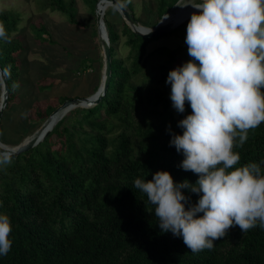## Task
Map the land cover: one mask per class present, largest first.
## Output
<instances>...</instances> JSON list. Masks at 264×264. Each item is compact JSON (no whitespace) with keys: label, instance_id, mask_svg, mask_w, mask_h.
Wrapping results in <instances>:
<instances>
[{"label":"trees","instance_id":"16d2710c","mask_svg":"<svg viewBox=\"0 0 264 264\" xmlns=\"http://www.w3.org/2000/svg\"><path fill=\"white\" fill-rule=\"evenodd\" d=\"M83 1L91 11L98 2ZM177 1L156 0L157 17ZM49 4L70 25H82L75 18L73 0ZM0 21L8 34V41L0 40L8 109L17 101V55L23 48L13 34L21 17L0 11ZM104 26L110 79L102 99L69 110L41 142L0 166V213L12 223V247L0 257V264H264V229L259 226L247 232L234 226L214 241L212 250L196 254L181 237L158 227L155 206L134 181L151 180L157 171H167L176 183L195 184L198 179L180 167L183 155L169 146V126L171 133L182 134L177 124L192 112L186 102L185 112L174 115L167 99L171 89L165 81L170 70L181 66L179 54L166 47L147 52V45L164 35L141 37L122 23L127 53L118 58L112 45L120 37L109 21ZM34 33L41 41L48 34L43 25ZM55 108L37 106L28 114L29 123L40 127ZM233 150L240 154V165L264 160V123L250 129L244 145ZM182 193L192 204L199 198L186 190Z\"/></svg>","mask_w":264,"mask_h":264},{"label":"clouds","instance_id":"9594fccd","mask_svg":"<svg viewBox=\"0 0 264 264\" xmlns=\"http://www.w3.org/2000/svg\"><path fill=\"white\" fill-rule=\"evenodd\" d=\"M190 6L198 10L186 26L191 59L170 70L165 83L176 112L184 113L186 102L192 110L177 124L182 134L169 126V146L183 155L180 167L198 179L176 183L167 171H157L134 186L155 206L161 231L181 237L196 254L212 250L234 226L242 232L264 229V160L240 165L233 150L264 123V0H200ZM0 40L8 41L3 21ZM9 163L11 155L0 151V166ZM182 190L196 194V203ZM11 231L10 217L0 213V257L11 250Z\"/></svg>","mask_w":264,"mask_h":264},{"label":"rangeland","instance_id":"374dc122","mask_svg":"<svg viewBox=\"0 0 264 264\" xmlns=\"http://www.w3.org/2000/svg\"><path fill=\"white\" fill-rule=\"evenodd\" d=\"M62 1L66 4L69 2ZM199 2L200 0L177 1L167 14L172 15L175 10L185 5ZM49 3L50 0H0V11L20 14L18 31L13 37L19 39L23 48L17 55L20 73L14 84L17 101L8 109H3L0 119V143L8 148L21 144L39 128L35 129V124L28 121V114L34 108L39 106L43 110L47 105L57 108L64 98L89 97L92 89L100 84L102 48L94 10L91 11L83 0H73L75 18L82 24L73 26L61 12L51 10ZM122 4L143 27L153 28L160 21L156 14V0H129L128 4ZM106 11L103 20L109 21L120 37L117 44L112 46L116 57L122 58L127 53V48L123 46L125 37L122 34V23L125 22L114 8L109 7ZM187 24L153 40L147 45L146 51L150 52L157 47L175 49L182 66L191 59L185 43ZM40 25L48 33L42 35L44 41L38 39L34 33ZM170 91L167 96L170 110L177 115L172 107ZM6 97L0 80V102ZM52 141L56 139L53 137Z\"/></svg>","mask_w":264,"mask_h":264},{"label":"water","instance_id":"95a60500","mask_svg":"<svg viewBox=\"0 0 264 264\" xmlns=\"http://www.w3.org/2000/svg\"><path fill=\"white\" fill-rule=\"evenodd\" d=\"M180 1V0H178ZM103 3L109 7L114 8L120 16H122L125 24L130 28V30L138 36L154 38L160 35H164L166 33L171 32L172 30L186 24L190 20V16L184 18L178 23H164L163 19L167 15H163L160 18V21L153 28H146L141 26L138 21L133 17V15L124 7V5L118 0H98L95 5L94 13H95V23L98 30L99 41L102 48V76L100 80V84L96 92L89 97L85 98H75V99H66L61 105H59L51 115L42 123V125L35 131V133L29 137V139L24 140L21 144L15 146L14 148H8L2 143H0V151H5L11 155V157H15L19 153L27 151L37 145L39 142L44 139V137L50 132L53 128L50 122V118L52 116H60L59 120L71 109L75 107H90L96 105L104 96L106 92L108 81L110 79V52H109V42L107 38V32L104 26V20L102 21L101 15L97 13L98 4ZM149 30H151L149 32ZM149 32V33H148ZM100 33H102V37H100ZM0 80L4 87V94H7L6 89V80L4 77L3 71L0 69ZM6 105V99H2L0 102V119L3 112V109Z\"/></svg>","mask_w":264,"mask_h":264},{"label":"bare ground","instance_id":"6f19581e","mask_svg":"<svg viewBox=\"0 0 264 264\" xmlns=\"http://www.w3.org/2000/svg\"><path fill=\"white\" fill-rule=\"evenodd\" d=\"M194 5V4H193ZM107 8H109V6L103 4V3H100L98 4L97 6V13L99 15H101L102 17V21H103V15H104V12L107 10ZM193 13H198V10L193 8L192 6H183L177 10H175L172 15H166L163 19V22L164 23H178L180 22L181 20H183L184 18L192 15ZM100 37H102V33H100ZM60 116H52L50 118V122L52 125V127L56 124V122L59 120ZM29 139V138H27ZM25 139V140H27Z\"/></svg>","mask_w":264,"mask_h":264}]
</instances>
